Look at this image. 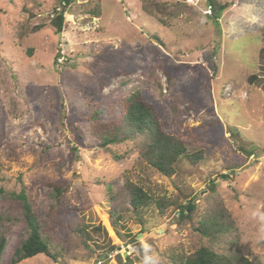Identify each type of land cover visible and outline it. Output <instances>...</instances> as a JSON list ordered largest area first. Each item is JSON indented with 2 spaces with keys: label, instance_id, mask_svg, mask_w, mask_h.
Wrapping results in <instances>:
<instances>
[{
  "label": "rangeland",
  "instance_id": "1",
  "mask_svg": "<svg viewBox=\"0 0 264 264\" xmlns=\"http://www.w3.org/2000/svg\"><path fill=\"white\" fill-rule=\"evenodd\" d=\"M220 1L229 6L217 23L208 0H0V264L29 235L19 176L58 261L17 264H181L209 244L172 206L134 212L126 178L156 199L190 194L201 209L220 197L238 242L223 236L215 248L264 264V0ZM132 90L202 159L180 157L169 177L131 142L99 147L93 109L107 120Z\"/></svg>",
  "mask_w": 264,
  "mask_h": 264
},
{
  "label": "trees",
  "instance_id": "2",
  "mask_svg": "<svg viewBox=\"0 0 264 264\" xmlns=\"http://www.w3.org/2000/svg\"><path fill=\"white\" fill-rule=\"evenodd\" d=\"M71 1L63 0L65 4ZM208 6L211 16L218 23L220 15L229 6V3L208 0ZM64 24L65 17L62 9L53 17L51 25L57 33H60ZM41 28L42 26H37L34 30ZM262 31L264 32V25ZM261 57L264 59V49L261 52ZM253 79H257V76L250 77V81ZM107 111L110 114L107 120L99 117L100 113L96 108L93 109L90 116L92 135L101 148L109 149L111 146L131 142L141 164L152 167L169 177L176 172V162L180 157L184 156L193 163L203 157L201 149L191 151L181 138L164 130L159 111L140 90H132L127 96L119 98ZM114 157L119 159L118 154H114ZM223 177L228 176L223 175ZM19 181L21 187L15 196L22 202L29 235L16 248L10 264H17L40 253L58 261V256L50 248V242L45 232L46 225L38 222L21 176H19ZM52 185L61 200L65 188L58 184ZM123 189L129 195L134 212L142 211L153 202L162 212L166 207L172 206L178 211V224H189L195 232L209 240V244H202L194 252L181 255V264H254L242 249L233 248L221 251L215 248L214 244L221 242L223 236L234 237V241L238 242L235 221L220 197L214 198L205 208L201 209L196 199L190 194L179 193L175 197L164 195L156 199L149 190L130 178H126ZM79 231L83 232L81 227ZM5 245L6 237L0 235V262ZM122 264L133 263L128 256Z\"/></svg>",
  "mask_w": 264,
  "mask_h": 264
},
{
  "label": "water",
  "instance_id": "3",
  "mask_svg": "<svg viewBox=\"0 0 264 264\" xmlns=\"http://www.w3.org/2000/svg\"><path fill=\"white\" fill-rule=\"evenodd\" d=\"M126 257V256H125Z\"/></svg>",
  "mask_w": 264,
  "mask_h": 264
}]
</instances>
